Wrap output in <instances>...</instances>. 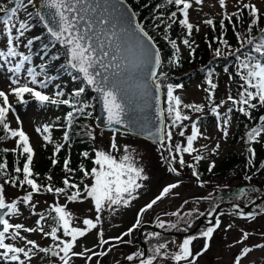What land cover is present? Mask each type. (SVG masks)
Wrapping results in <instances>:
<instances>
[{"label":"snow or ice","instance_id":"6c2138e0","mask_svg":"<svg viewBox=\"0 0 264 264\" xmlns=\"http://www.w3.org/2000/svg\"><path fill=\"white\" fill-rule=\"evenodd\" d=\"M34 0H6L5 3H0V35L4 37L0 40V67L6 65V71L10 75L7 79L10 81V91L5 92L0 90V129L4 135L0 136V140L11 139L14 141L15 147L3 149L4 153L9 151L16 154L18 157H24L22 167L16 166L13 168L15 175H10L8 172V162L4 160L0 162V177H8L0 184V264H31L35 256L42 254L44 257H49L53 264L58 261V264H74V258L85 260V264H90L93 257H103L111 251H96L94 248L84 247L81 251H75L79 246V240L86 237L92 230L97 229L101 222V213L107 208L115 210L120 206L127 208L132 201H135L137 192L142 188L141 181H146L148 176L144 175V168L138 166L135 158L131 154L127 146L123 149V155L117 158L113 153L119 152L120 146L116 141L115 129L110 140V148L94 149V159L92 160L93 167L87 170L83 165L79 167V172L82 173L83 179L79 183L72 182L71 176H65L62 179L60 187H54L51 183L53 177L47 175L45 179L49 182L41 184L37 182L38 174L34 172V148L30 143L29 135L23 130V122L16 113L15 108L10 102L9 97H15L20 104H26L25 95H30L38 104L43 105H66L71 110L63 117L68 130L64 131L63 140H69V131L73 125V121L77 116H91V112L87 109L92 105L80 100L86 90V87L98 94L102 102L103 112L106 113L105 121L108 125L124 126L125 121L123 116L126 112V105L131 102L134 96L139 95L141 98L149 96L150 90L155 89L156 104H160V93L163 87L161 81L166 76L165 73L159 72L162 65L161 50L157 47L153 37L146 30L145 25L136 22L134 26L132 21L136 16L135 12L128 9L130 13L126 17L121 9L125 5V0H41L40 6L45 11L37 12L36 15L42 21H45L44 28L47 30L49 42L42 44L44 56H49L51 49L57 44L64 51L65 61L62 68L69 72H75L78 76L73 79H81L84 86L75 89L69 98H63L65 92L61 90L59 85H56V91L53 94H46L43 89H47L49 85L57 79L55 75H48L46 69L48 63H42L39 66V72L35 67H27L26 64H32V48L34 42L40 37H27V33L32 30L29 19L31 13H27V18H21V12H26L29 5H32ZM165 5H174L176 10L171 11L167 17L169 21L164 27L165 39L168 40L172 53L171 62L179 61L180 49L177 41L170 39L167 36L172 25L179 23L182 29L186 30V35L191 36L194 25L189 22V9L192 8V3L189 0H163ZM197 5L202 4V0H195ZM220 7H226V0H219ZM161 7V5H157ZM247 10L248 16L251 18L247 24V32L251 34L255 26L258 25L261 15L256 5L238 0V11L233 12L230 16L226 15L220 21V29L225 27V20L229 22L235 17L240 21L241 14ZM179 17L182 18H178ZM156 20L163 22L162 16H156ZM206 25H213L212 19L204 21ZM155 28H160L161 24L156 23ZM199 31L197 27L195 29ZM261 38L256 40L255 37L245 40L239 33L237 39L240 41L241 48L246 44L252 46L250 53L241 52V48L235 49L237 72L234 74L238 77L240 84L238 86V97L234 98L231 94L227 96L226 101L215 103L214 93L218 88V84L211 79L212 72H208L206 80L207 88L204 91L207 93V101L210 112L215 115L218 126L222 128L225 137L228 135V118L221 116L219 109L226 102L237 106L236 110L245 117L252 119V110L264 108V28L260 29ZM26 41V42H25ZM226 48H230L227 40L219 41ZM184 46L191 49L192 42L188 38L182 40ZM23 46L28 50V54L18 51ZM211 47V45H209ZM190 52V55H191ZM215 55H221L219 48L214 50ZM243 56V58H241ZM43 60V56L41 57ZM60 59L59 54L49 56V63ZM26 68L27 76L21 83L22 69ZM225 72L228 69L225 68ZM38 77H43L38 79ZM233 76H229L231 81ZM35 86V87H34ZM167 113L171 120L170 127H177L178 122L190 120V116L183 114V109H189L196 113L204 111L202 104H182L179 96L174 95V88L171 84L167 85ZM180 87V86H178ZM39 89V90H38ZM233 108L229 107L228 113H232ZM14 116L17 127L10 126L9 117ZM161 115V110L157 107V116ZM57 119H60L57 117ZM259 122L246 132V143H260L262 134H264V115L259 116ZM51 125L45 124L42 127H37L35 131L42 136L43 141L48 144L52 143ZM152 135V133H149ZM88 135L94 140L95 136L91 132ZM156 135H159V129ZM180 136H185L182 130ZM202 133L198 127V122L191 124V134L186 137V146L181 147L176 144L174 152L181 154L178 163L181 168L188 167L192 169V176L197 181L200 180V174L196 171L194 164H186L183 153L192 154L198 152L194 148V141L197 140ZM168 141L172 139V132L166 133ZM207 138V137H205ZM161 147L164 144V137L160 138ZM64 144L57 143L53 151L51 164L55 167L58 164L57 154L60 153ZM219 145H217V148ZM170 153L173 151L169 146ZM249 153L248 165H252L255 152L252 147L247 148ZM83 157L89 158V153L84 152ZM193 159L196 162L204 159L202 155H195ZM176 161V156H171V162L168 163V171L179 176V172L172 166V162ZM20 161L17 160L16 164ZM70 158L63 160L62 171L64 173H75V169L71 166ZM214 164L209 165L208 171L211 172ZM264 167V164L261 165ZM249 180L251 177L248 178ZM90 180V183H86ZM4 184H10L12 187L25 189V194L19 198L13 199L11 202L6 201V193ZM179 187L178 183H172L162 189L159 195L144 207L139 209L136 222L132 228L122 233L120 236L111 238L118 242H124L123 237L130 235L132 231L140 224V217L152 209L153 206L162 200L166 195ZM30 189V190H29ZM50 193L56 197L64 196L66 203L60 204L55 202L48 206V214L35 212L36 204L33 203L35 194ZM241 196L245 195L242 190ZM89 202V211H95V217L83 218V227L73 226V221L76 219L74 214L68 209L70 203ZM23 204L32 209L31 214L37 215L35 227H26L20 223H11L10 218L21 215L19 205ZM238 208V206H237ZM175 215V213L173 214ZM203 215V213H200ZM211 215V213H209ZM242 218H254L252 216ZM8 217V218H6ZM52 222V226L45 230V223ZM221 220L217 218L214 226L207 227L201 233L204 238L203 248L193 253L191 245L197 239L196 236L185 238L178 246L177 251L170 253L167 250L165 243H160L153 249L148 258H141L143 253L137 251L132 255H128V261L139 260V264H154L157 257L161 259L170 258L173 264H198V257L202 256L209 249V241L213 237V233L220 227ZM160 228H164V223H159ZM172 228L176 225L172 224ZM232 225H228L231 228ZM32 233H40L43 238H50L52 241L48 246H42L37 241L28 239L27 235ZM249 239V233L242 232L241 237L229 247L241 245L240 251L234 256L233 264H242V261L252 253L253 247L246 245ZM18 241L23 242V246L18 245ZM110 240L103 238V232L98 231V247L101 249L105 245H109ZM115 247V245H113ZM255 248L264 249V244L257 243Z\"/></svg>","mask_w":264,"mask_h":264},{"label":"rangeland","instance_id":"374dc122","mask_svg":"<svg viewBox=\"0 0 264 264\" xmlns=\"http://www.w3.org/2000/svg\"><path fill=\"white\" fill-rule=\"evenodd\" d=\"M5 3L6 0H0ZM192 3V8L189 9V22L199 26L198 33L204 32L205 23L207 19H216L219 21L226 15L238 9V0H226V7L221 8L219 0H202V4L197 5L195 0H189ZM245 2L252 3L257 6L261 12L264 9L262 0H245ZM32 35H35L34 33ZM4 37L1 35V40ZM38 63V59H36ZM2 63V62H0ZM6 65L0 67V90L5 92L10 91V81L7 77L10 75L6 71ZM237 72V68L233 70V74ZM27 76L25 71L21 72V83L25 82L24 78ZM40 79V78H38ZM61 78H57L53 81L47 89H43L46 94H53L56 91V85H59L61 90L66 87V82L60 81ZM164 79V78H163ZM216 83L218 88L215 97H218L221 101H226L227 96L231 94L234 98V88L229 77L218 76ZM169 83H165L167 89ZM35 87V86H34ZM207 88V83L204 79L197 80L190 79L185 82L182 88H174V94H181L183 102L185 104H202L204 105V111L196 113L189 109L184 110L185 115L190 116V120L178 122L177 127H167L165 135L168 131L172 132V139L165 142V156L166 160L171 162V156H176V161L172 162V166L180 173L177 176L174 173L168 171V165L164 164L161 160L157 147L141 138L131 136L119 132H115L116 141L120 146V151L113 153L117 158L123 155V149L128 147L131 154L135 158L138 166L144 168V175L148 176L146 181H141L142 188L137 192V199L132 201L129 207L124 208L120 206L115 210L105 209L101 213V222L97 229L92 230L86 237L79 240V246L75 248V251L79 252L82 248H94L96 251H107L111 248L106 256L93 257L90 264H113L119 260L126 259L128 255H132L137 251L144 253L143 248L140 245L139 234H145V256L148 258L152 254L153 249L160 243L167 245V250L170 253L177 251V246L185 239L182 236L171 235L168 237L159 236L157 233L147 232L146 225L156 226L163 231H174L175 233L186 234V231L193 229L197 221L203 218V222L197 227L193 236L197 239L193 241L191 245L193 253L199 252L204 245V238L201 233L207 229V227L214 226L215 222L211 218L217 213L215 219L221 220L220 227L213 233L212 239L209 241V249L202 256L198 257V264H233L234 256L240 251L241 245H233L238 240L243 231L249 233V239L245 242L247 246L253 247V251L243 261L242 264H264V249L255 248L254 246L264 244V202H261L252 211L254 218H242L241 214L236 210L238 206H249L256 199H258L259 192L264 193V189L257 188V184L254 181L248 179H241L239 177H227V178H202L200 184L196 185V179L185 168H181L178 160L181 154L174 152L176 144H180L181 147L186 146V137L191 134V122L199 117L206 115H213L208 106L207 93L204 89ZM39 90V89H38ZM64 98V97H63ZM10 102L16 110L22 120L23 130L29 135L30 143L34 148V167L43 166L48 167V157H53V151L56 143V135L65 127L64 119L66 105H43L38 104L31 96L25 100L26 104H20L16 101L15 97H9ZM231 107L230 102H226L222 108L219 109L220 114L227 113V109ZM57 117L62 118L60 120ZM224 118H228L227 116ZM230 123L228 125L227 137L224 136L222 128L218 126L217 119L215 117L212 124L203 127L201 130L202 135L194 141V148L199 150L193 152L191 155L183 153V158L191 161L194 155H202L204 162L214 163L220 161L226 154L231 151H239L240 145H233L231 143V133L233 128L232 118H228ZM10 126L15 128L14 116L9 117ZM52 121L51 137L52 143L46 144L42 136L38 134L35 129L42 127L47 122ZM93 126V123H92ZM185 132V136H180V131ZM92 135L95 136L94 149L110 148V140L113 136V132H106L102 130H96L93 128L90 130ZM207 137V138H205ZM56 143V144H55ZM217 145L219 147L217 148ZM14 141L9 139L3 143L4 148H14ZM169 146L173 149L170 153ZM48 149V151H47ZM66 145L61 149L60 154H65ZM94 159V153L91 158L90 165L93 167L92 160ZM83 162V161H81ZM56 173H52V177H56ZM55 179V178H54ZM53 179V180H54ZM56 182H59L57 179ZM86 183H90V180H86ZM172 183H178L179 187L174 189L171 193L166 195L162 200H159L152 209H149L140 217V224L132 231L130 235L124 236V242H118L111 238L120 236L122 233L132 228L136 222L137 213L139 209L144 207L147 203L155 199L162 189ZM6 193V201L11 202L13 199L19 198L25 194V189L4 187ZM241 189L245 192L244 196H241ZM239 191V192H238ZM226 195H232L226 197ZM59 202L65 204V197L62 195L56 197L53 194H35L33 197V203L36 204L35 212L48 214V206ZM89 202L84 203H70L68 209L74 214L76 219L73 221V226L83 227L82 219L95 217L94 209L89 211ZM21 215L18 217L10 218V222L20 223L26 227H35V221L38 219L37 215H32V209L19 205ZM175 213V215H173ZM203 213V215H200ZM211 213V215H209ZM248 214L243 217H249ZM206 217V218H205ZM8 218V217H6ZM164 223L165 227L162 229L158 225ZM175 224L176 227L172 228L171 225ZM228 225H232L231 228H227ZM52 226V222L49 220L45 223V230H48ZM98 231L103 232V238L110 240L109 245H105L103 249L98 247ZM27 235L28 239L37 241L42 246H48L52 243L50 238H43L40 233H32ZM19 246H23L22 241L17 242ZM115 245V247H113ZM45 257L40 254L35 256L31 261V264H37ZM58 264V261H55ZM74 264H85V260L81 258H74ZM154 264H173L170 258L161 259L157 257Z\"/></svg>","mask_w":264,"mask_h":264},{"label":"trees","instance_id":"16d2710c","mask_svg":"<svg viewBox=\"0 0 264 264\" xmlns=\"http://www.w3.org/2000/svg\"><path fill=\"white\" fill-rule=\"evenodd\" d=\"M136 13L137 19L139 23L145 25L146 30L153 37L154 41L157 44V47L161 50L162 55V66L159 69V72L165 73L166 76L161 81L163 87V102H164V115H165V128L170 127L171 120L168 118L167 109V89L165 88V83H169L173 86V88H182L183 84L190 79H204L205 81L208 79V72H212L211 79L214 83H216L218 76L229 77L233 76L232 87L234 88V93L236 97H238L239 84L240 81L238 77H235L233 74V70L237 68L238 61L236 60V55H241V53H235V49L241 48L240 41L237 39V33H239L245 40L251 37H255L256 40L261 38L260 29L264 28V15H261L258 25L254 27L253 32L249 34L247 32V24L250 22V17L247 14V10H244L241 14L240 21H237L235 17L232 18V21L229 22L225 20V27L223 30L220 29V21L214 19L213 25H206L204 27V32L198 33L195 29L199 26L194 25V30L191 36L186 35V30L182 29L179 26V23H175L172 25V28L169 29L167 36L170 39L176 40L177 45L180 49L179 56L180 59L176 63L171 62L173 49L169 44L168 40L165 39V33L163 31L166 24L169 22L167 17L170 15L171 11H175L176 8L174 5H165L163 0H125ZM264 1V0H263ZM157 5H161V7H157ZM238 11V9L236 10ZM233 12L228 14L230 16ZM27 13H31V17L29 19V23L31 24L32 30L28 32L29 38L38 36L39 40L34 42V46L32 48V64L27 65V67H35L37 66V72H39V66L42 63H48V68L46 69L48 75H55L57 78H61L64 82H66V87L64 88L65 96L64 98H69L71 93L78 89L81 86H84L79 79H73L75 75L74 73L69 74V72L65 71L62 68L64 64V59L61 51L58 46L51 49L49 56L52 54H59L60 59L49 63V56H44V50L42 48V44L49 42V37L44 31L43 27L40 25L35 11L32 5H29L26 12L22 11V18H27ZM264 14V9L260 12ZM2 15V14H0ZM156 16H162L163 22L160 20H156ZM178 18L179 17L178 14ZM224 19V18H222ZM160 23V28H155V24ZM35 35H32V34ZM184 38H188L190 42H192V47L195 49L194 52H191V49L184 46L182 40ZM227 40L230 48H226L219 41ZM26 42V41H25ZM211 45V47H209ZM252 46L244 45L241 48V52L250 53V49ZM219 48L221 50V55L216 56L214 50ZM24 54H28V50L25 49ZM191 52V55H190ZM255 55V53H250ZM43 56V60L41 57ZM39 60L38 64H34V60ZM243 58V56L241 57ZM25 68V69H26ZM225 68L228 69V72H225ZM238 70V69H237ZM180 86V87H178ZM216 93V90H215ZM181 98L182 104L183 97L180 94H174ZM83 100L84 102L90 103L92 106L87 109V112H91V116H77L73 125L69 131V140L65 142L63 140V135H59L57 137V142L65 143L66 152L65 154H60L56 158L58 159V164L53 167L51 164V159L48 160L50 162L48 167L37 166L33 167L35 173L38 174L37 182L41 184L49 183L45 177L47 175H51L52 173H56V177H53V181L51 182L54 187L62 186L61 181L65 176H71L72 182L79 183L81 179H83L82 173L79 172V167L83 165L87 170H91L92 166L91 158L93 156V150L95 145V139L93 140L88 133L93 128L92 123L93 119L96 116V105L92 94L86 88L85 93L78 98ZM215 103H220L221 100L218 97L214 96ZM233 108L232 113H228L227 117L232 118L233 128L231 133V143L233 145H240L239 151H231L226 154L220 161L217 163L204 162L202 159L199 162H196L194 159L191 161L184 159L186 164H194L196 167V171L200 174V179L202 178H227V177H241L243 179H248L251 177V181H254L257 184V188L264 189V167H261L264 164V134H262V138L260 143L252 142L246 143V132L250 130L251 127L256 126L259 122L258 118L261 115H264V108H258L256 110H252V119L245 117L239 111L236 110L237 106L232 105ZM71 109L67 106L66 113ZM183 114L186 113L184 112ZM222 117H225L224 114H221ZM215 119V115H206L199 117L198 119L191 122H198V127L200 132L203 127L209 126ZM48 125L52 126V123H48ZM52 128V127H51ZM174 128V127H172ZM68 130V129H66ZM65 131V130H64ZM4 133L2 129H0V136H3ZM188 136V135H187ZM9 140V139H7ZM7 140H0V162L7 160L8 162V172L10 175H15L13 172V168L16 166L22 167L24 157H18L16 154L12 152L4 153L3 143ZM15 147V146H14ZM252 147L255 152V157L253 158L252 165H248L247 161L250 158L249 153L247 152V148ZM88 152L89 158L85 159L83 157V153ZM66 158H70L71 167L75 169V173H64L62 171L63 168V160ZM83 159V162H81ZM19 160L20 163L16 164V161ZM214 164V168L211 172L208 171L209 165ZM187 171L192 173V169L188 167H184ZM8 177H0V184H3V180ZM59 179V182H56ZM249 180V179H248ZM3 187H12L10 184H4ZM19 188V187H14ZM30 190V189H29ZM40 194H50V193H40ZM37 264H53L52 260L49 257H45L42 261Z\"/></svg>","mask_w":264,"mask_h":264},{"label":"water","instance_id":"95a60500","mask_svg":"<svg viewBox=\"0 0 264 264\" xmlns=\"http://www.w3.org/2000/svg\"><path fill=\"white\" fill-rule=\"evenodd\" d=\"M40 3H41V0H34L33 5L35 7L36 13L41 12V11H45L44 9L41 8ZM128 9H131V7L125 1V5L121 9V12L125 13L126 17L128 15H130V13L127 12ZM38 18L40 19L39 16H38ZM40 21H41L42 26L44 27L45 21H42L41 19H40ZM136 22H137V19L135 17L132 21V25L134 26V24ZM59 48H60V46H59ZM60 50L62 51V53L64 55V51L61 48H60ZM64 59H65V56H64ZM75 74L78 76L77 73H75ZM89 89L93 93V95L96 99V102H97V118H96L95 124L98 128L107 129V130L117 129V130L137 134L141 137H144V138L152 141L153 143H155L159 147L162 157H164L162 147H161V143H160V138L164 137V115H163V109H162V93H160V104L159 105L156 104V101H154V105L152 104L151 99H150V95L146 98H141L139 95L134 96L132 98L131 102L126 105V112L123 116L125 124H124V126H120V125H108L106 123V121H105L106 113L103 112L102 102L100 101L98 94L95 93L94 91H92L91 88H89ZM152 92L155 95L154 87L152 88ZM135 104H136V106H135ZM145 106H147V107H145ZM157 107H159L161 110V115L159 117L157 116ZM158 129H159V135H156ZM150 132L152 133V135L149 134ZM262 200H264V195L261 197V199H259V201H262ZM259 201L255 202L249 208V210L255 208ZM158 232L161 235H170L171 234L169 232H164L161 230H158ZM142 246H144V245L142 244ZM125 263H127V262L126 261H120V262H117L114 264H125ZM128 263L135 264V261H129Z\"/></svg>","mask_w":264,"mask_h":264},{"label":"bare ground","instance_id":"6f19581e","mask_svg":"<svg viewBox=\"0 0 264 264\" xmlns=\"http://www.w3.org/2000/svg\"><path fill=\"white\" fill-rule=\"evenodd\" d=\"M131 10H132V12H134V10H133V8H131ZM136 18H137V16H135ZM162 66V65H161ZM149 95H150V99H151V102H152V104L154 105V101H155V99H154V97H155V95H154V93L152 92V89L150 90V92H149ZM149 99V98H148ZM147 100V99H146ZM135 106H136V104H135ZM145 107H147V106H145ZM134 109V108H133ZM130 124V123H129Z\"/></svg>","mask_w":264,"mask_h":264}]
</instances>
